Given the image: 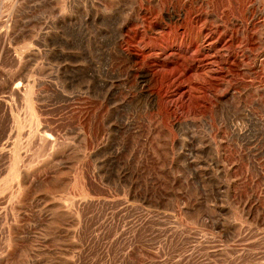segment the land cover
<instances>
[{
  "label": "rangeland",
  "instance_id": "rangeland-1",
  "mask_svg": "<svg viewBox=\"0 0 264 264\" xmlns=\"http://www.w3.org/2000/svg\"><path fill=\"white\" fill-rule=\"evenodd\" d=\"M0 264H264V0H0Z\"/></svg>",
  "mask_w": 264,
  "mask_h": 264
}]
</instances>
